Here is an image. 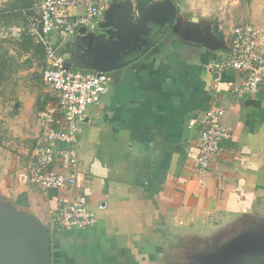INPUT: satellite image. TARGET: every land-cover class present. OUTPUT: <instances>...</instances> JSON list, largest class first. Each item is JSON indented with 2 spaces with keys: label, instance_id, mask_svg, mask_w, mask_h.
Masks as SVG:
<instances>
[{
  "label": "crops",
  "instance_id": "1",
  "mask_svg": "<svg viewBox=\"0 0 264 264\" xmlns=\"http://www.w3.org/2000/svg\"><path fill=\"white\" fill-rule=\"evenodd\" d=\"M123 2H109L114 21ZM172 2L174 21L148 24L149 36H142L147 45L129 43L118 67L105 72L107 94L81 125L75 194H85L96 212L93 228L64 230L57 223L64 194L44 193L18 179L40 134V99L51 100L53 92L44 88L36 102L15 105L16 116L7 125L12 140L0 142V199L48 227L52 264H182L178 261L195 259L199 245L210 248L209 241L234 222L264 218V85L256 96L237 98L232 91L244 75H225L217 104L233 135L208 172L194 168L205 112L214 103L209 65L227 52L232 27L264 24V0ZM101 21L107 23L108 15ZM99 24L91 39L82 34L52 39L66 66L90 67L96 55L89 56L99 50L95 43L102 47L109 40L108 29ZM11 30L20 36V29Z\"/></svg>",
  "mask_w": 264,
  "mask_h": 264
},
{
  "label": "built area",
  "instance_id": "2",
  "mask_svg": "<svg viewBox=\"0 0 264 264\" xmlns=\"http://www.w3.org/2000/svg\"><path fill=\"white\" fill-rule=\"evenodd\" d=\"M110 0H39L34 8L31 32L45 46L47 66L42 83L54 94V101L37 113L40 134L30 153V162L20 171L18 179L42 192H62L63 204L57 212V223L67 231H84L97 223V214L85 194H75L80 169L78 144L81 125L90 107L99 105L108 92L109 77L103 72H83L66 68L57 56L52 39L74 37L82 28L97 27L107 11ZM81 8V14L73 9ZM214 74V103L205 112L199 136V153L194 168L198 173L210 170L212 160L220 156L222 144L230 140L233 127L226 111L217 102L225 75L231 71L244 75L242 85L233 89L237 98L256 96L264 85V24L234 26L228 35L225 55L209 65Z\"/></svg>",
  "mask_w": 264,
  "mask_h": 264
},
{
  "label": "water",
  "instance_id": "3",
  "mask_svg": "<svg viewBox=\"0 0 264 264\" xmlns=\"http://www.w3.org/2000/svg\"><path fill=\"white\" fill-rule=\"evenodd\" d=\"M122 15L117 17L113 10L105 11L108 22H100L99 28L106 30L109 40L99 48H94L89 57L95 56L90 68L96 72H110L118 67V61L126 55L129 43L142 41V36H149L148 24L169 25L176 18V6L172 0H127L123 2ZM109 13V14H108ZM112 15V16H111ZM111 17V18H110ZM82 28L79 34L97 36L95 30L87 33ZM217 37L224 40V32L217 29ZM103 35V34H102ZM105 38V36H102ZM148 44V40L142 41ZM226 50V49H225ZM66 68H70L68 65ZM261 254V253H260ZM244 260L240 264H264V256ZM259 256V257H258ZM0 264H52V244L48 227L36 217L15 211L0 199Z\"/></svg>",
  "mask_w": 264,
  "mask_h": 264
},
{
  "label": "rangeland",
  "instance_id": "4",
  "mask_svg": "<svg viewBox=\"0 0 264 264\" xmlns=\"http://www.w3.org/2000/svg\"><path fill=\"white\" fill-rule=\"evenodd\" d=\"M8 1L0 0V10L5 8ZM1 32L4 37L17 35L13 30H2ZM3 48L6 49L7 46L0 44V53L4 51ZM220 55H225V52H220ZM32 64V68L29 71H21L11 83L7 85L4 83L0 86V142L12 140V138L10 139V129L7 125L11 124V120L16 116L14 114L17 110L15 105L19 104L22 107L31 98H34L36 102L37 99H40L45 94L41 78L42 66L35 62ZM72 70L94 71L90 67L81 65H73ZM6 119L8 120L7 123ZM209 243H212V246L211 244L209 246L210 248L203 247L204 244H201L199 245L200 249L193 251L192 256L195 259L189 258L187 261L182 259L178 262L182 264H240L246 259L257 258L256 256L260 253L261 256H264V218L240 219L227 227L221 235L210 240Z\"/></svg>",
  "mask_w": 264,
  "mask_h": 264
},
{
  "label": "trees",
  "instance_id": "5",
  "mask_svg": "<svg viewBox=\"0 0 264 264\" xmlns=\"http://www.w3.org/2000/svg\"><path fill=\"white\" fill-rule=\"evenodd\" d=\"M38 2L39 0H9L5 8L0 10V44L7 46L0 53V86L11 83L21 71H29L33 62L42 66L41 75L46 68L45 46L31 32L33 20L37 17L34 8ZM13 28L21 30L20 36L4 37L1 31ZM23 57L27 59L23 60ZM44 98L46 101L50 100L45 96ZM51 100L54 101V98ZM45 104L41 102V108Z\"/></svg>",
  "mask_w": 264,
  "mask_h": 264
},
{
  "label": "flooded vegetation",
  "instance_id": "6",
  "mask_svg": "<svg viewBox=\"0 0 264 264\" xmlns=\"http://www.w3.org/2000/svg\"><path fill=\"white\" fill-rule=\"evenodd\" d=\"M135 48L133 47L132 50H134Z\"/></svg>",
  "mask_w": 264,
  "mask_h": 264
}]
</instances>
